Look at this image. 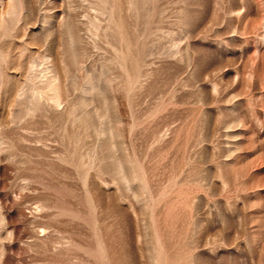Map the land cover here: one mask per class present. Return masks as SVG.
Segmentation results:
<instances>
[{
  "label": "rangeland",
  "instance_id": "obj_1",
  "mask_svg": "<svg viewBox=\"0 0 264 264\" xmlns=\"http://www.w3.org/2000/svg\"><path fill=\"white\" fill-rule=\"evenodd\" d=\"M0 264H264V0H0Z\"/></svg>",
  "mask_w": 264,
  "mask_h": 264
}]
</instances>
